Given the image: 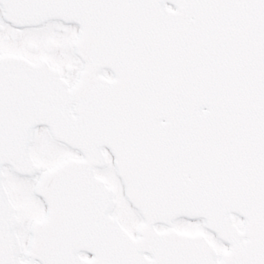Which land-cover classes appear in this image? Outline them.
<instances>
[{
    "label": "snow or ice",
    "instance_id": "snow-or-ice-1",
    "mask_svg": "<svg viewBox=\"0 0 264 264\" xmlns=\"http://www.w3.org/2000/svg\"><path fill=\"white\" fill-rule=\"evenodd\" d=\"M0 264H264V0H0Z\"/></svg>",
    "mask_w": 264,
    "mask_h": 264
}]
</instances>
